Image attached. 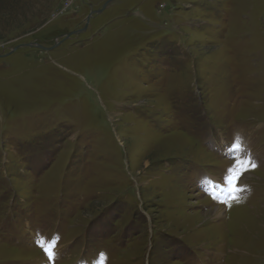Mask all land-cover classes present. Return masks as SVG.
<instances>
[{
	"label": "rangeland",
	"instance_id": "rangeland-1",
	"mask_svg": "<svg viewBox=\"0 0 264 264\" xmlns=\"http://www.w3.org/2000/svg\"><path fill=\"white\" fill-rule=\"evenodd\" d=\"M106 1L0 0V264H264V0Z\"/></svg>",
	"mask_w": 264,
	"mask_h": 264
},
{
	"label": "snow or ice",
	"instance_id": "snow-or-ice-1",
	"mask_svg": "<svg viewBox=\"0 0 264 264\" xmlns=\"http://www.w3.org/2000/svg\"><path fill=\"white\" fill-rule=\"evenodd\" d=\"M239 147V145H237ZM257 167V164L251 160L249 156L246 159H237L235 162L234 169H229L231 173L228 177V184H229V198L225 201H220V203L225 204L226 206H231L232 201L238 202V197L236 195L237 192L241 191L242 189L238 187L240 182V177L243 175L244 172L253 170ZM98 227L103 228L104 224L99 223ZM38 245L43 249V252L46 254L49 261L54 259V244L55 242L49 244L47 247L44 246L43 241H37ZM101 261H103V255L101 254Z\"/></svg>",
	"mask_w": 264,
	"mask_h": 264
},
{
	"label": "water",
	"instance_id": "water-1",
	"mask_svg": "<svg viewBox=\"0 0 264 264\" xmlns=\"http://www.w3.org/2000/svg\"><path fill=\"white\" fill-rule=\"evenodd\" d=\"M112 1H115V0H107L106 2H104L102 4V6L100 8H98L97 10L91 11L90 14L86 17L84 27L82 29H80V30L69 32V33L65 34L64 35V40L70 38L71 36H74V35L80 34L82 32H85L87 27H88V23L91 20V18H93V16H95V15L101 14L103 12V10H105L106 7L109 5V3L112 2ZM57 45H59V42H56L55 45L52 46V47H44V46H42L40 44L28 43V44H23V45H19V46L14 47L11 50V52H14V51L18 50L19 48H25V47H32V48L34 47V48H37V49H40V50H43V51H50L52 48H54ZM4 56H6V55H1L0 54V57H4Z\"/></svg>",
	"mask_w": 264,
	"mask_h": 264
},
{
	"label": "bare ground",
	"instance_id": "bare-ground-1",
	"mask_svg": "<svg viewBox=\"0 0 264 264\" xmlns=\"http://www.w3.org/2000/svg\"><path fill=\"white\" fill-rule=\"evenodd\" d=\"M219 212V211H218Z\"/></svg>",
	"mask_w": 264,
	"mask_h": 264
}]
</instances>
